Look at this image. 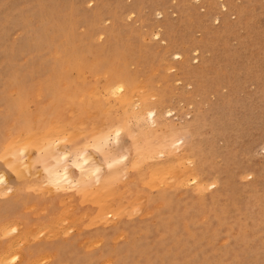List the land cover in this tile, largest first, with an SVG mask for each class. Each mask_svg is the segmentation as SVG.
Wrapping results in <instances>:
<instances>
[{
    "label": "rangeland",
    "instance_id": "1",
    "mask_svg": "<svg viewBox=\"0 0 264 264\" xmlns=\"http://www.w3.org/2000/svg\"><path fill=\"white\" fill-rule=\"evenodd\" d=\"M73 1L0 0V149L12 140L11 133L21 135L29 124H42L48 114L72 106L77 98L73 91L77 73H73L75 67L72 69L77 49L84 47L94 53L98 46H106L95 61L103 62L97 64L101 69L80 88L88 89L87 94L102 105L107 100L126 99L125 113L135 111L132 107L138 97L152 107L150 103L159 99L163 91L166 96L157 107L162 122L171 120L155 136L158 142L167 137L171 126L182 124L184 118L197 112L199 121L194 130L181 131L174 139L184 138L181 147L189 142L198 146L206 172L199 176L200 181L194 180V171L179 182L174 179L173 170L180 176L189 161H173L175 169H166L160 163L169 157H182L178 147L173 148L176 152L171 149L167 158L133 162V175L129 174L135 188L125 191L133 198L128 201L130 207L120 210L111 205L116 200L115 192L102 181L91 193L89 185L83 198L78 199L77 193H82L79 188L67 193L46 188L43 179L49 155L38 148L7 159L2 152L0 170L16 192L0 196V264H66L68 256L67 264H87V255L95 264H119L118 258L132 264H187L182 261L185 257H190L192 264H264V0H223L236 14L223 9L221 0H101L102 4L96 0ZM38 8L48 15H36ZM158 8H163L164 15L157 14ZM130 11L135 13L130 15ZM217 15L222 16L220 22ZM23 20L28 23L29 32ZM159 22L165 26L163 34L169 39L166 44L154 37ZM97 26L110 28L111 36L101 39L92 35L94 29L100 28ZM42 30L49 34L48 38ZM29 33L37 38L35 44ZM171 44L174 50L181 48L189 53L183 54V65H176L170 54L163 55V47ZM195 45L203 49L204 62L200 65L191 56ZM196 67L202 68L198 71ZM115 68L127 84L125 95H114L112 91L109 95L102 88V82L113 79ZM57 69L61 76L54 79L51 73ZM134 80L138 88L134 87ZM128 93L136 96L134 100ZM80 100L84 105L87 99ZM170 109L175 111L168 113ZM92 123L90 118L84 121L86 126ZM135 123L125 125L127 132L119 147H115L117 153L129 151L135 140H141L143 145L149 143L153 127L143 128L138 119ZM61 146L72 149L66 142ZM87 147L94 150L92 145ZM51 150L55 148L48 152ZM96 155L104 161L102 155ZM255 167L260 170L258 194L248 189L258 177L252 175ZM102 168L104 176L108 167L104 163ZM114 175L124 178L123 172ZM23 182L27 200L14 204L11 200L17 198ZM218 191L219 196L210 199ZM179 240L183 245L180 243L181 248L177 249ZM107 244L117 248V254L128 245L139 249L134 248V260L126 254L117 255L118 258L91 256L92 251L99 254ZM58 255L61 261L55 263Z\"/></svg>",
    "mask_w": 264,
    "mask_h": 264
},
{
    "label": "bare ground",
    "instance_id": "2",
    "mask_svg": "<svg viewBox=\"0 0 264 264\" xmlns=\"http://www.w3.org/2000/svg\"><path fill=\"white\" fill-rule=\"evenodd\" d=\"M87 1L90 3V2H93L95 0H87ZM96 1L99 4H102L101 0H96ZM197 1H200V0H197ZM201 1L203 2V0H201ZM205 2H203V3H205ZM232 2H233V0H232ZM77 3H75V5ZM239 3H241V2H239ZM80 4L82 5V3H80ZM221 4H222L223 9H225L228 13L236 14V12H231L232 8L229 9V5L225 1L221 0ZM163 5H165V4H163ZM176 7H178V6H176ZM210 7L212 8V6H210ZM105 9H106V7H105ZM122 9H123V7H122ZM208 9H210V8H208ZM177 10H180V9H177ZM108 11H109V9H108ZM111 11H113V10H111ZM207 11L209 13V10H207ZM91 12H93V15L96 14V10L95 9H93V11L91 10ZM179 12H181V11H179ZM4 13H5V11H4ZM43 13H44V11H42L40 8H38L36 10V15L38 14V16L41 17V18H43L46 15H48L47 12H45L44 14ZM134 13H135V11H130L129 14L133 15ZM218 13H219V11H218ZM115 14L117 15V13H115ZM157 14H159L160 16L164 15L163 14V8L162 9L158 8L157 9ZM211 14H213L212 10H211ZM101 16H102V14H101ZM194 16H196V15H194ZM232 17H233V15H232ZM106 19H109V18H106ZM228 19H229V17H228ZM216 20L218 22H220L222 20V16H220V15L218 16L217 15L216 16ZM93 21L91 22L92 24H93ZM95 21H94V23H96ZM91 23L89 21V24H91ZM23 26L26 27L27 31L29 32L28 23H25V21H24V25ZM49 26H48V29H49ZM77 26H78V24H77ZM121 26H123V25H121ZM172 26H174V25H171V27ZM74 27H75V25H74ZM99 27L100 26H97V28H99ZM163 28H165V26H163V24L159 22V24H157L156 27H155V32H154L155 36L154 37H156L159 42L166 44V42H168L169 39H168V37H166L163 34ZM71 29H72V27H71ZM109 29L110 28H104L102 26V27H100L97 30L94 29L95 32L93 31L92 35L94 33L95 37L98 35L99 38H101V39L104 36H106V35L108 37H110L112 31L109 30ZM124 30H126V29H124ZM167 30H166V32H168ZM203 30H205V29L203 28ZM42 31L44 32L42 34L45 36V38H48L49 34H47L45 32V30H42ZM69 31H71V30H69ZM169 31H170V29H169ZM188 31H191V30H188ZM217 31H219V30H217ZM132 32H134V31H132ZM67 33H69V32H67ZM170 33H172V32L170 31ZM170 33H168V34L170 35ZM32 34L29 33V38H32V40L34 42L33 44H35L36 41H37V38L34 37ZM85 34H87V33H85ZM132 34H134V33H132ZM174 34H172V35H174ZM64 35H66V34H64ZM81 35H84V34H81ZM73 36H74V33H73ZM73 36L70 37V38H73ZM134 36H135V34H134ZM218 36H221V35H218ZM218 36L216 35V37H218ZM70 38H68L69 42H70ZM182 40H183V38H182ZM205 40H207V39H205ZM81 41H82V39H81ZM84 41H85V39H84ZM84 41H82V42H84ZM192 41H193V38H192ZM22 43H24V42H22ZM74 44H75V42H74ZM94 44H96V43H94ZM22 45H24V44H22ZM84 45H85V43H84ZM196 45L191 50V56H192L193 61L195 63H197V65H200V64H202V62H204V58L201 60L202 56H204V53L202 51L203 49L201 50V47L200 46H196ZM200 45H201V43H200ZM172 47H173L172 44L164 46L163 47V51H162L163 55L165 56V55L170 54L172 56L174 62L176 63V65H178V66L179 65L180 66L183 65L184 63H183L182 59H183L185 54H188V56H189V53L185 49L178 48V49L174 50ZM186 47H188V46H186ZM97 48L98 49H95L93 51L94 53H92V52L90 53L87 48L81 47V48L77 49V52H76L77 54L75 53L76 55H75L74 62H72V69L75 67V71H73V73H77V84L74 86L75 88H73L74 96L75 97L77 96V98H75V100L76 99L77 100L76 101L74 100L73 105L68 107L65 110L57 109L53 114H48L42 124H40V123L37 124V125L33 124V123L29 124L27 127L23 128V130L21 131V133H22L21 135H19V134L16 135V134H14L15 132L11 133L12 140L7 142L6 148H4L3 150L0 149V153L2 154V152H3L5 154H7V157H5L7 159V158H9L8 156H13V155H16V154L17 155H21L22 153L27 154V152L29 151L30 148H33V147L38 148V150L40 152H42V153L45 152L43 154H45V155L48 154L49 155V157H47L48 158L47 167H46L47 175H46L45 179H43V184H45L46 188H48L51 191L57 192V193H67L69 191H73V190L79 188L82 191V193H77V199H78L79 197L83 198V193L86 192V190L88 189L89 185H90L89 192L91 193L94 190V186L99 184V182L102 181V184H105V187H109V189H111V190H113L115 192L116 200L111 205L115 206V208H118L120 210L130 207V203L128 201L131 198H133V197H130V195H126V193H128V191H130L131 189L135 188V183L132 182V180L130 179V177L133 175V173L130 171V169H132L134 167L133 166V162H137L140 159H153V158H158L160 156H164L163 158H167L170 155L171 149L173 150L174 147H178V149L181 148L182 149V153H181L182 157L179 156L177 159H172L171 157H169V159L167 158V160L162 161L160 163L161 164L160 166L161 167L162 166L168 167L166 169H175L176 167H175V165H173V161L176 160V161H178L180 163H183L182 160L186 159L190 163V164H188L189 166L188 165L185 166L186 171L184 173H182L180 176H178V173L175 170H173V173L175 175V176H173L174 179H177L178 182H179V180L185 174L187 175L190 172L192 173L194 171L195 174H196V177H195L194 180L195 181H200V177L199 176L201 174H203L204 172H206V169H203L202 166H201L200 158L202 159V154L198 153V151H197L198 146L196 144L194 145V143L190 144V142H189L186 147H181L184 138L181 137V136L179 138V136H178V139H174V136L177 137V135H179L180 134L179 132H181V131H185L187 133H190V132H192L194 130V128L196 127V123H198V121H199L198 113L194 112L192 117H190L189 119H185L184 118V122L182 124H180V125L174 124L168 130L169 132L167 133V137H165V139H163L161 142L156 141L157 139H155V136L157 135V133L161 132L163 130V128H165V126H167L168 123H170V120H171L170 118H168V119L166 118L165 121L162 122L161 121V118H162L161 117V113L159 112V109L157 107V105L160 104V102H162L163 99L166 96L165 94H163V91L159 93L160 94V98L159 99H157L153 103H150L151 105H153L152 107H148L147 105H145L144 104L145 102L143 101V99L141 97L137 96L139 98L140 103L137 104L139 102L138 101V102H135V104H133L132 108L135 109V111L133 113H125L123 108L126 105L125 104L126 103V99L117 100V101L116 100H107L106 104L102 105V104H99V102H100L99 99H97L96 97H92L89 93L87 94L88 89L83 90V89L80 88L81 85L84 86L85 84L88 83L87 80L89 79V76H91L94 73H97L101 69V67H97V64L99 63V64L103 65L102 61H100V62L98 61L97 63L95 61L99 60V55L104 51V48H106V46H101V47L98 46ZM20 50H23V48L20 49ZM206 50L207 49L204 48V51H206ZM130 51H131V49H130ZM160 52H158V53H160ZM31 62H32L33 67L36 68L37 67L35 65L36 62H34L33 60ZM63 66L65 67L66 63H63ZM104 66H106V65H104ZM189 68H190V65H189ZM196 68L199 71V70H201L202 67L201 68L196 67ZM108 69H110V67ZM115 70L116 71L114 73L113 79L110 78V79H107L104 82H102V84H103L102 88L109 95L112 94V92H114V95L115 94H123V95H125L127 93L126 92V88H125L127 86V84H126V82H124L123 76L119 74V70L117 68H115ZM180 71H182V70H180ZM60 73H61L60 69L59 70L57 69L56 71L51 73V76H53L54 79H57L59 76H61ZM194 73H196V72H194ZM204 75H207V74H204ZM203 78H206V77H203ZM216 79H217V77H216ZM214 81H215V79H214ZM217 82H218V80H217ZM222 82H223V80H222ZM133 83H134V87L136 86V88H138L137 80H134ZM203 83H204V81H203ZM218 83H220V82H218ZM102 84H100V85H102ZM211 85H212V83H211ZM203 89H205V88L203 87ZM51 91L52 90H50V92ZM128 95H129V97L133 96L132 93H128ZM80 97H85L87 99L86 102L84 103V105L81 104ZM135 97L136 96H133V100H134ZM174 111H175V109H170V110H168V113H171V112L173 113ZM40 114H42V112H40ZM91 114H93V115L91 116ZM189 116H190V114H189ZM86 118H90L93 121V123L90 124V126H86L84 124V121L86 120ZM136 119L139 120V122L142 124L143 128H148V126L153 127V129L151 130L152 133H151L150 137H148L149 138V143L143 145L142 144L143 142L141 140H135L134 142H132L133 147L132 148L130 147L129 151L127 149L124 152L122 151V153H121V150H119L120 154H119V152L117 153V151L115 150V147H119L120 142H121V137H123V135L127 132L126 131L127 129H125L127 126H125V125H127L129 122H130V124H132V123L134 124ZM95 125H97V126L94 127ZM97 127H100L99 131H98ZM159 136H160V134H159ZM160 138H161V136H160ZM187 140H188V138H187ZM65 142H66V144L70 145V147L72 148L71 150H66V149H64L61 146V145L65 144ZM83 145H85V146H83ZM86 145L87 146L88 145H92L94 150L91 151V149H88V147ZM210 146H212V145H210ZM56 147L59 148L58 149V150H60L59 152L56 151V149H57ZM60 147L63 148V149H60ZM51 148H53V149L55 148V150L54 151L51 150L50 151L51 153H50L48 151ZM4 150H6V152H4ZM173 151L176 152V150H173ZM53 152L54 153L56 152V153L53 154V156H52ZM96 152L103 156L104 161H103V159L100 160V158H98V156L96 155ZM5 154H3V156H5ZM178 154H180V153H178ZM21 159L24 160L23 157H21ZM203 160H202V162H203ZM104 163L108 167V169H107L108 173L103 176L102 175V170H103L102 167H103ZM205 164H206V162H205ZM261 166L262 165H260V167ZM137 169H139V168H137ZM247 170H250V169H247ZM244 171H246V169H244ZM251 171H252V175L253 174H257L258 177H257L256 181H251L252 182V183H250L251 187L248 188V189L251 190V191H257V189L259 190V187L257 186V184H258V180H259V176H260V170H259V168L255 167V168L251 169ZM115 172H117V173L118 172L119 173L123 172V174H124L123 177L124 178L123 179L122 178L121 179H117V177L114 175ZM130 172L132 174L131 176L129 174ZM139 172H140V170H139ZM139 172H137V175H139ZM141 172H144V170H141ZM240 173H242V171ZM240 173H238V175ZM127 177L129 178L128 180H126ZM21 184H22L21 185L22 187L20 186V190H18V188H17V190L19 191V193H17L18 196H15L17 198L11 200V201L14 202V204H23V200L24 201L27 200V199H25V198H27V195L24 194V192H26V185L24 184V182L21 183ZM13 186H11L7 182L6 175L0 170V196L5 195V194L7 195V193L9 191L16 192L15 189H13ZM125 191H126V193H125ZM76 192H73L72 194L76 195ZM219 192L220 191L214 193L210 197V199H216L219 196ZM256 193L258 194L259 192L257 191ZM235 195H237V194H235ZM69 197H71V196H69ZM260 198H261V195H260ZM231 199H233V198H231ZM9 203H10V201H9ZM200 205H202V204H200ZM202 206H204V204ZM223 207H226V206H223ZM247 207H249V206H247ZM220 217H219V219H221ZM130 228L129 229L125 228V230L130 231ZM180 243H181V245H183V242L181 240L176 241L177 249L181 248ZM134 248L135 249L136 248L139 249L138 247H135V246L131 247V246L128 245V247H124V248L120 249V254H126V255H128V257H131L134 260V253H135L134 252L135 251ZM177 249H175L174 251L177 252ZM181 251H182V249H181ZM118 252L119 251H118L117 248H113L112 246L107 244L105 249L102 248L100 250L99 254H98V251H94V252L92 251V253H90V254H91L92 257H98L99 256V258H101L103 256H107V255L111 256V255H113L114 258H118L117 255H120V254H117ZM179 252H180V250H179ZM60 256L61 255L57 256L58 258H56L55 263H60V261H61ZM86 258L89 259L87 264H95L94 259L91 258L89 255H87ZM69 259H70V256L67 257V263H69ZM71 260H73V258H71ZM183 260H185V263H187V264H192V260H191L190 257L182 258V261ZM118 261H119L118 262L119 264H132V262H130V261L126 260V259H123V258H118ZM2 263H5V261L2 262Z\"/></svg>",
    "mask_w": 264,
    "mask_h": 264
}]
</instances>
